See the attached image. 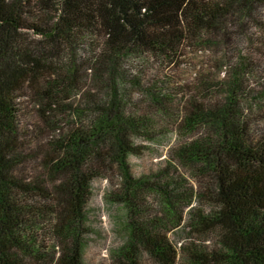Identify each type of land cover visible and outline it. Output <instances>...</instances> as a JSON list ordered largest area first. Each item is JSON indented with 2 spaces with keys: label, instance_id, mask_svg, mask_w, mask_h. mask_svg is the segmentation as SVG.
<instances>
[{
  "label": "trees",
  "instance_id": "1",
  "mask_svg": "<svg viewBox=\"0 0 264 264\" xmlns=\"http://www.w3.org/2000/svg\"><path fill=\"white\" fill-rule=\"evenodd\" d=\"M262 109L264 0H0V264H264Z\"/></svg>",
  "mask_w": 264,
  "mask_h": 264
},
{
  "label": "rangeland",
  "instance_id": "2",
  "mask_svg": "<svg viewBox=\"0 0 264 264\" xmlns=\"http://www.w3.org/2000/svg\"><path fill=\"white\" fill-rule=\"evenodd\" d=\"M206 55L208 56V54L205 55L202 54L201 56L203 58ZM185 62L187 64L186 67L183 68L181 78L188 79L190 78L191 74L196 68V65L199 62V58L195 56L193 50H186ZM259 115H264V109L259 111ZM132 162L137 170H141L147 168L150 165L151 159L146 156L140 160L133 159ZM94 186H95L94 187L95 194L91 199L90 205L92 208L97 209L100 208L102 204L101 194H102V188L105 186V184L96 183ZM99 218H100V225L98 221V224L96 222L95 226L97 227L100 226L101 236L92 239L86 254V259L93 264L104 262V260L107 259L106 257L107 246L110 242H112V240H114V235L112 232V221L107 216L105 210L100 213Z\"/></svg>",
  "mask_w": 264,
  "mask_h": 264
}]
</instances>
